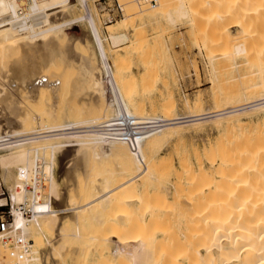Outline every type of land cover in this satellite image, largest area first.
<instances>
[{"label":"bare ground","instance_id":"1","mask_svg":"<svg viewBox=\"0 0 264 264\" xmlns=\"http://www.w3.org/2000/svg\"><path fill=\"white\" fill-rule=\"evenodd\" d=\"M94 1L0 0V184L6 188L0 206L9 209L6 240L0 238V264H65L72 256L69 245L80 242L92 246L94 264H264V0H247V20L263 27L260 33L256 29L250 32L247 49L239 42L244 32L241 27L245 29L242 18H234L231 0H225L226 5L231 4L219 17L223 20L215 41L232 47L222 54L248 55L246 65L253 82L243 88L247 91L240 102L222 104L215 92L217 81L211 79L212 110L203 109L202 94L191 99L183 96L182 106L189 113L180 116L174 114L171 100L157 111L137 105L140 102L134 105L127 88L132 82L121 73L120 56L136 49V38L130 37L128 47L122 46L125 17L109 21L105 35ZM192 3L176 0L173 10L166 13L169 26L191 22L188 9L194 8ZM75 25L86 26L93 45L86 46L87 54L77 59L78 70L75 62L72 64L75 56L69 61L78 72L71 75L74 85L68 80L74 87L69 90V102L64 103L66 81L61 85L60 77L52 80L51 70L46 68L51 67L47 61L52 57L67 60L74 55L71 51L66 56L73 49L70 44L67 48L71 49L63 54L59 41L61 34ZM238 27L239 33L235 31ZM107 41L113 48H108ZM39 55L48 63L44 68L47 75L37 71ZM46 87H53V92L57 88L53 93L55 99L58 96L56 101L46 95L49 91L44 94ZM243 120L259 129L247 136L246 145L229 159V170L211 151L207 165L196 163L200 165H196L199 170L195 168L200 172V184L194 179L197 173L188 176L193 165L182 155L178 166L182 173L189 168L184 180L188 177L187 182L192 180L189 184L194 180L196 184L187 188L186 181L183 183L195 192L184 191L178 181H173L176 187L162 184L170 177L166 175L170 169L178 178L181 170L175 172L170 158V162L158 158L160 149L173 141L179 143L192 130L230 132L234 126H242ZM215 167V173L206 171ZM245 171L251 183L244 186L247 193L242 200L241 185L230 187V183L240 182ZM69 174L74 187L61 189ZM163 177L167 178L162 181ZM220 178L229 184L219 182ZM115 181L121 184L116 185L118 190L111 185ZM150 196L156 202L150 204ZM158 202L171 210L163 207L164 212L156 211ZM179 209L186 210L183 218L187 223L183 219L185 227L176 238L174 226L169 227L171 221L163 223L168 215L162 220L160 216ZM171 215L177 224L179 218L174 212Z\"/></svg>","mask_w":264,"mask_h":264},{"label":"rangeland","instance_id":"2","mask_svg":"<svg viewBox=\"0 0 264 264\" xmlns=\"http://www.w3.org/2000/svg\"><path fill=\"white\" fill-rule=\"evenodd\" d=\"M192 1H193L192 4L194 8L192 7L188 9V11H191V15H189V19L192 16L193 18V19L191 18L192 21L191 22L181 21V22H178L175 26L171 27L166 21V13L171 12L173 10V5L175 4L176 0H131V3L129 5H125L124 1L118 0L119 5L121 7V14L116 15L114 19L110 22L115 23L118 20L123 19L124 17L128 20V21L126 20L125 27H124L126 34L123 35V42H122L123 47H128L129 45L128 40L130 37L135 36L136 38V45H137L136 49H134V51L129 50L126 54L120 56L121 73L123 74V76L128 77L127 80H131L132 82L130 83L129 81L127 88H128V93L135 99V100L133 99L134 105L140 102V104H137V105L142 104L148 110L157 111L160 109L161 105L171 100L170 103L174 104L175 106L173 109L174 114H179V116L186 115L187 113H189V111L187 110L186 107L182 106L181 100L183 96H186L191 99V98H194L196 94H202L204 96L203 109L205 108V111L212 110L213 103L210 98V95L212 94L211 92L213 88H211V86L214 80H215L214 82L217 81L215 83V86H216L215 92L217 93L219 97L218 99H220V102H222V104H226L227 101H229L227 102L229 104L231 102L233 104L238 103V101L240 102V99H242V97L240 98V96L241 95L243 96V94H245V91H247L246 89H243V88H246L247 86L252 84L253 81H251V77H249V73L251 72V69H249V67L246 65L248 55L243 54L241 56H237L231 53L227 54V56L223 55L222 50H224L225 48H228L227 50H230L232 47L231 46L227 47L225 44H220L219 41H215L218 29H219V25H222V22L220 23V21L223 20L221 19L222 18L221 14H225V11L227 12V9L225 7H227L231 3H228L226 5L227 2L225 0H223V2L221 0H208L207 3L204 2L205 0H192ZM231 1L233 3V5L231 6L233 7V13L235 15L232 12L231 13L234 15V18H236L235 16H237L238 18L240 17L242 18L241 24L242 23L244 24V29H245L243 30V28L241 27L242 32L244 31L243 33L240 34L241 40L236 37L237 35H235V37L237 38V40L239 39V42L244 43V47L247 49V46L251 45L250 32H252V30L255 31L256 29L257 30L256 32L260 33L263 27L261 23H257L258 24L257 26V24L254 25L247 20V17H248L247 0H231ZM96 3L97 2L94 1L93 4L96 5V9L98 10L99 22L101 24L104 34L107 35V33H105V32H108L105 27L107 26V24H109V21H107V18H108L107 11L104 8H102L103 4L98 5V3L97 4ZM100 7L102 8V10H100L101 9ZM188 13L190 14V12ZM240 19L238 20L240 21ZM243 24L241 26H243ZM238 30H240V27L235 28V31H237V33L241 32ZM82 32L84 35L82 34ZM235 37L232 41L234 43L237 42V41L235 42L236 40ZM107 42L106 44L108 48L110 47L113 48L110 41H107ZM59 44H61L60 48L63 54L69 51V50L66 51V49H71V47L67 48L68 47L67 45L70 44V46H72L74 51L73 49H71L68 53H66V56L67 54L69 56L71 51H72V54L74 52V55L69 56L67 58L68 61L65 59V57H63V59L56 57L58 60H56L55 57H52L51 58L52 61L48 60L47 62L48 63L56 62L58 66L56 64L55 65L52 64L56 66L54 69L52 68V65L50 63H49V66L51 67H49V69L48 67L46 68V65H48V63L44 62L40 58V55H39L40 59L37 61L40 63H38V65L36 64V67H37V71H39L40 74H42L41 72L43 71V74L46 73L47 75V72L46 71L44 72V68H46L47 70H51V72L50 71L48 72V74L51 77L49 75L47 77H50L52 80H56L58 77H60V80H63L61 81V85H63L64 81H66L65 83L66 89L64 88L65 94L63 93V96L65 99L64 103L65 102L67 103V99L69 102V97L71 93L70 91H72L74 87L73 86L74 83L72 82L71 75L72 73L78 72L77 70L79 69L80 66L78 64V68H77L76 64L82 56L87 54V51L85 48L89 44H92V41L89 38V34H88V30L86 29V26L75 25V26H72L70 29L64 31L63 34H61ZM72 56H75V59H74L75 61L73 60ZM76 57H79V58H76ZM209 58L212 59L213 61L212 63H208L210 60ZM60 59L62 62L60 61ZM59 61L61 62L62 65L60 64ZM69 61L70 63L72 62V64L75 62L74 66L76 67L75 69L77 70L75 71L77 72H75L74 69L71 67L73 65H71ZM122 63H124V66L122 65ZM39 64H41L42 67ZM43 64L45 65V67H43L44 66ZM59 67H61L60 68L61 70L59 69ZM212 67H215V68H212ZM69 68H71L72 71L69 70ZM64 69H67L69 71L67 70L65 71ZM214 69H216V71ZM57 70L60 72L58 73ZM212 70H214L213 71L214 73L212 72ZM53 71L58 74L53 73ZM52 76L53 78L55 77L56 78L53 79ZM68 80H70V83H72L73 85L68 83L69 82ZM45 89L47 90L46 92L43 91L44 94L49 91L48 94L46 95L47 96L49 95L50 100H52L53 98L55 99V96L53 93L54 92L56 93L57 88L56 89L54 88V92L52 91L53 87H51L50 89L49 87H46ZM49 93L50 94L52 93L51 96ZM226 93H227V96H226ZM233 94H234V97H231V95ZM228 97H230V99ZM237 98H239V100ZM56 99H58V96H56ZM51 102H48V103L51 104ZM218 104L222 105L221 103H219V101H218ZM242 123H243L242 126L240 127L234 126V128L230 130V132L228 130L217 131L215 129H210V128L204 130V132L200 131L201 133L199 131L192 130V132L184 135L185 138L183 137L182 139H180L182 140L181 142L179 140L177 141L179 143H176L175 141V143L173 144L174 142L173 141L171 142L173 145L170 143L169 146L166 145L165 147L160 149L159 154H157V156L160 154L161 155L158 158L164 157L162 161H164L165 158L168 159V160L165 159V161H169V158H170L171 162L174 163L172 164L169 161L170 165H172L173 167L174 166L176 167V168L174 167L175 172L176 171L178 172L179 170H181L180 174H178L179 175V178H178L176 175H173L172 169H170V171L166 173L167 177L168 175L170 177L169 178L166 177L167 178L166 179L164 178L166 176L164 174L162 181H164L165 179L166 180H165V183L162 182V184L166 185L167 187H170L169 184L176 187L173 181H175V184L179 183L180 185H182V183L186 181L185 185H187V188H189L188 184L192 180L187 182L188 177H186L185 180H184V177L187 174L189 176L191 173L194 172L193 174L197 173L196 174L197 177L195 175L194 176L196 178L194 176L193 177L194 179L197 180L198 175L200 174V172L198 171L199 166H200L199 164L207 165V162H208L207 158L209 154L211 153V151L216 153V156L218 157L220 163L222 162V164L225 165V167L224 165L222 167L229 170V166H228L229 159L232 158V156L235 157V155H238L239 149H242L246 145L245 139L248 137H251L253 132H255L256 129H259V127L255 126V124H250L252 122L249 123L248 120H243ZM261 128L264 129L263 127ZM216 147H217V150L215 149ZM182 155L186 158L187 161L189 160L187 163L189 162L192 163V164L189 163L191 166L193 165V168L190 169V170H193L192 172L188 171L189 170L188 168L186 169L185 172L183 171L182 173V169L180 168V166H178L179 165L178 160L180 158L178 156H182ZM197 161L201 163L196 164ZM240 164L241 163L237 165L240 166ZM196 165H199L198 168H196ZM195 168L198 170H195ZM65 170H69V169H65ZM215 170L217 172V167L207 169L206 171L215 173ZM187 171L188 173L184 176L183 174L186 173ZM196 171H198L199 173ZM246 174H247L246 171H245V175L242 174V178H239L241 179L240 182L236 184L230 183V185H232L230 187H234V185H241L240 188L242 189H240V193H242V197L240 199H242L246 195L247 191H245V188L247 185H249V183H251L250 176H248L249 178L247 179L248 174L247 175ZM71 176L72 174L68 175V178H69L68 181H70V183H68V181L67 182L64 181L63 182L64 184L63 183L60 184L61 189L68 188V187L69 188L74 187L75 183ZM175 176L177 177L178 180H176ZM179 179H181L182 181H180ZM218 181L229 184L227 181L221 180V178L218 179ZM115 182L116 183L112 182L111 185L113 188L115 187L114 189L116 190L118 186L119 187L121 186V184L120 183L118 184L117 181ZM193 182L195 183V180ZM200 182L198 181V183ZM71 183L72 184L74 183V184L72 185ZM117 184L118 186H116ZM192 184H189V185L191 186ZM200 184H197V186ZM185 185L183 183L182 186H185ZM182 189L184 191L186 190L189 191V189H186V186ZM193 189L194 188H192L191 190ZM5 190L6 188L4 184L1 183L0 184V196L1 197L6 196ZM191 190L189 191L190 193L195 192V191L191 192ZM152 193L153 192L151 191L148 194H152ZM185 193H187L186 195L189 194L188 192H185ZM154 195L155 194H153V196ZM151 197L152 196H150V198ZM154 197L151 198L152 201H149L150 204L151 202L154 203L156 201H159L156 197L155 198L157 200L153 201ZM194 197H195L194 200L197 201L196 196ZM142 199L144 198L142 197ZM142 199H141V202L143 203ZM145 199L147 200V197ZM145 199H144V202L147 203L148 201H146ZM169 199L170 201H173L172 197L171 198L169 197ZM154 205L155 204L151 205V207L155 209ZM161 206L162 204L160 203L159 207ZM157 207L158 206H156V209H157L156 211H160V210L163 211L164 209L163 207H165L164 211L165 210L168 211V209L171 210V208H169L170 206L168 208H166V206H162L161 209ZM0 209H2V211H4L5 213H7V211L9 210L8 206L0 207ZM184 209H181L182 212L180 211V209L178 210L179 212H176V210L173 211L174 212L173 216L179 218V219L177 218L178 219L177 224L176 223L174 224V222H176V219L174 217H173L174 220L172 218L170 219L169 217V216L172 217L171 215V213H173L172 211L170 212V214H168L169 211L168 212L166 211L167 214L166 212L163 213L164 212L163 211L162 212L163 215L161 214L162 216H160V220H162V217L164 215H168L167 216L168 221H167V217L166 218L164 217L165 219L163 218L164 220L163 223L166 222V225H167V222L169 223V221H171L169 223L170 224L169 227L174 226L173 229H175V232H173V234L175 233L176 238L177 236L180 237V234H178V231L181 233L182 229H184L183 226L185 227V224L187 223L185 218H183L186 216V213L184 212L186 210ZM183 212L185 213V216ZM180 213L182 214V218L179 217L181 216ZM7 219H8V216H7ZM183 219H184L185 224L183 223ZM179 223H183L184 225L183 224L179 225ZM176 225H178L177 228H176ZM178 227H181L180 228L181 230H179ZM171 231H174V230H171ZM91 251H93L92 246L88 243H84V244H82V242L77 243V244L71 243L69 245L68 252L72 256L70 257V259L68 258L65 260L66 261L65 264H94L96 260L94 259L93 257L94 254H92ZM74 254H77V255H74ZM73 255L75 256V258ZM73 258H74V261H73Z\"/></svg>","mask_w":264,"mask_h":264},{"label":"built area","instance_id":"3","mask_svg":"<svg viewBox=\"0 0 264 264\" xmlns=\"http://www.w3.org/2000/svg\"><path fill=\"white\" fill-rule=\"evenodd\" d=\"M98 4H103V8L107 11L108 14V21H112L114 17L118 14H121V7L119 5L118 0H95ZM0 207H6L5 206H0ZM7 216H8V211L5 213L0 209V238L3 240H6L4 237V233L7 229ZM19 242H21L19 240ZM24 250V247L22 251ZM21 251V250H20Z\"/></svg>","mask_w":264,"mask_h":264}]
</instances>
